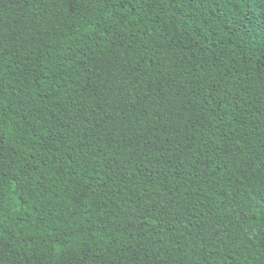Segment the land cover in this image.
<instances>
[{
	"label": "trees",
	"instance_id": "obj_1",
	"mask_svg": "<svg viewBox=\"0 0 264 264\" xmlns=\"http://www.w3.org/2000/svg\"><path fill=\"white\" fill-rule=\"evenodd\" d=\"M0 264H264V0H0Z\"/></svg>",
	"mask_w": 264,
	"mask_h": 264
}]
</instances>
